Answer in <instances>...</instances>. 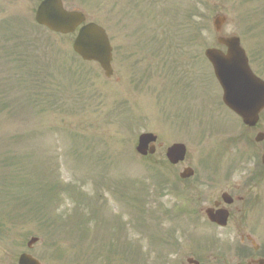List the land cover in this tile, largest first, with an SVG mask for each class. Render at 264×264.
Instances as JSON below:
<instances>
[{"label": "rangeland", "instance_id": "1", "mask_svg": "<svg viewBox=\"0 0 264 264\" xmlns=\"http://www.w3.org/2000/svg\"><path fill=\"white\" fill-rule=\"evenodd\" d=\"M63 1L66 9H78L87 15L89 21L107 29L114 47V76L106 79L97 64L75 58L72 51L74 36H56L35 26L34 16L40 0H0V20L14 19L17 36L10 43L5 38L0 40V184L8 183L10 189L7 191L12 190L10 198L7 192H0L1 220L5 225L4 234H0V264H17L24 252L31 253L42 264H95L92 263L93 249L97 248V241L104 238L103 230H96L94 223L81 224L74 213L77 206L66 194L61 193L59 200L50 198L44 211L40 208L38 213L49 218V228L41 223V217H33V213L25 219L18 217L15 220L3 215V200L6 204L9 200L13 206L17 193L19 196L34 195L30 191H36L41 180L59 183L65 188L77 187L85 198L98 201L102 216L114 228L107 244L116 241L123 247L131 241L141 247L149 264H163V255L166 256L164 264H182L189 253L200 258L202 264H212L208 254L196 252L194 235L188 232L197 231L200 225L196 226L187 216L179 218V235L176 234L178 224L172 218L175 220L178 216L179 207L187 206L191 190L185 186L187 190L179 196V192L173 191V183L187 166H192L198 176L204 168L241 169L255 156L254 152L247 150L241 137L243 130L235 117L221 106L222 91L212 79V69L206 65L204 52L207 48L218 47L213 19L225 15L228 22L222 35L241 38L248 56L255 55L256 69L264 78V56L258 52L263 51L260 47H264V39L249 35L259 33L250 14L260 3L255 0ZM193 7L197 10L194 16L196 41L190 40L191 22L187 19ZM31 24L36 29H32ZM25 33L44 34L45 38L50 37L55 45L58 44L61 51L58 53L63 54L51 67L55 86L57 83L67 89L80 87L84 78L81 97L66 99L70 90L65 91L59 102L64 106L63 111L47 107L41 111L40 106L34 108L38 104L36 98L32 105L29 103V96L38 94H35L37 85L33 82L35 75L32 80L24 76L27 68L20 48L23 44L24 48H29L22 38ZM152 35L159 41L179 40V61H182L179 70L191 77L188 82L196 85L195 88L186 86V91L193 89L194 93H186L182 102L179 88L175 90L170 84L172 78L168 77L171 72L169 60L175 59H169L168 55L173 50L162 51L166 63L161 64L159 57L140 49V44L137 47L138 41H145ZM38 55L47 63V48L41 47ZM68 67L74 71H67ZM149 68L151 74L145 77ZM29 69L32 68L29 66ZM38 70L40 75L45 71L48 84L51 77L47 66L44 70L40 64ZM196 74L202 76L203 81L198 80ZM40 98L54 102L50 95ZM77 103L84 109L74 113ZM143 133L158 136L157 146L161 147L152 158L142 159L135 154L138 137ZM252 137L254 140L255 136ZM174 143H184L188 156L184 164L171 168L166 165L165 153ZM155 170L161 171L169 181L162 191L159 178L153 175ZM23 182L32 185L23 191V186L22 190L20 187ZM192 182L196 181L189 183ZM239 183L240 174L237 172L228 182L223 180L220 188H212V193L221 189L226 191L225 186ZM119 192L126 198L129 195L139 199L145 197L146 201L141 205L131 199L124 200ZM39 194L35 193L34 198ZM205 204L208 206L207 202ZM166 210L170 211L168 217L163 214ZM18 211L23 214L22 210ZM82 211L91 216L95 209L88 204ZM140 213L148 221V228L164 241L148 237L137 222ZM121 224L126 228L123 233L117 227ZM157 225L162 226V231L155 230ZM200 229L211 232L210 228ZM220 232L216 239L230 244L227 236ZM124 235L129 237L125 239ZM32 236L41 241L28 250L26 244ZM202 236L197 240L207 243L210 238ZM178 237L176 255L175 244L170 250V242H176ZM59 250L64 255L61 263L55 256Z\"/></svg>", "mask_w": 264, "mask_h": 264}, {"label": "water", "instance_id": "2", "mask_svg": "<svg viewBox=\"0 0 264 264\" xmlns=\"http://www.w3.org/2000/svg\"><path fill=\"white\" fill-rule=\"evenodd\" d=\"M225 21L224 17L215 19L214 25L218 33L221 32ZM36 22L55 33L66 35L75 32L85 22V17L80 12L66 11L61 0H43L36 13ZM218 41L228 48L227 53L209 49L205 55L212 63L224 90V103L239 115L246 125L252 127L257 123L259 114L264 109V83L251 72L239 38H219ZM73 48L83 60L98 62L106 76H112V47L103 28L94 23L83 26ZM155 141L156 138L151 134L142 135L139 138L137 152L143 156H146L148 152L154 154L155 147L149 149V145ZM185 154L184 145H175L168 150L167 158L176 165L185 159ZM192 175L191 170H186L183 178ZM209 217L216 223L223 225L226 223V218L221 212L217 216L209 214ZM36 242L37 239H33L28 246L31 247ZM19 264H39V262L29 255H22Z\"/></svg>", "mask_w": 264, "mask_h": 264}, {"label": "flooded vegetation", "instance_id": "3", "mask_svg": "<svg viewBox=\"0 0 264 264\" xmlns=\"http://www.w3.org/2000/svg\"><path fill=\"white\" fill-rule=\"evenodd\" d=\"M177 61L179 67V44ZM249 131L264 134V123ZM259 148L261 153H264V142L259 145ZM248 164L239 171L240 183L237 186H226L227 191L220 190L212 193V188L204 192L199 190V186L217 183L216 177L211 178V175H217L215 172L206 171L202 175L199 174L196 179L199 182L189 184L192 190L191 202L195 217L207 220L205 216L207 208H213L215 212L226 209L229 213L227 228L229 231L227 233L221 231L220 234H225L234 243V246L231 249L221 248L220 257L215 256L214 251L209 252L214 260L219 258L222 264H264V166H249ZM234 174V172L228 173L220 181L228 182ZM224 193L231 196L230 199H227L229 205L222 203L221 198ZM206 202L211 207L203 208ZM210 226L219 229L215 224Z\"/></svg>", "mask_w": 264, "mask_h": 264}, {"label": "trees", "instance_id": "4", "mask_svg": "<svg viewBox=\"0 0 264 264\" xmlns=\"http://www.w3.org/2000/svg\"><path fill=\"white\" fill-rule=\"evenodd\" d=\"M257 2L260 3V6L257 7V8H254L255 11L250 14L251 16V19L254 20V23L255 25L258 26L259 28V35L256 36L258 38H264V0H255ZM197 14V10L195 7L191 8L190 12L187 14V19H189V21L191 22V30H193L192 32V37L193 38H196L197 37V34L195 31V29H197L196 25L197 23L194 21V16ZM199 32V30H198ZM77 93V91H76ZM71 95L73 97V99L75 98V94L74 92H71ZM58 98L55 100V106H58Z\"/></svg>", "mask_w": 264, "mask_h": 264}]
</instances>
